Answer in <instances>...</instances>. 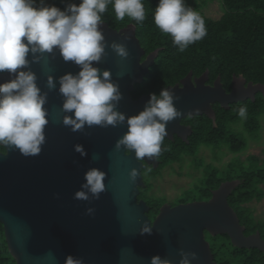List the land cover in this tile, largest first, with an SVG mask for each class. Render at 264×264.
<instances>
[{
  "label": "water",
  "instance_id": "95a60500",
  "mask_svg": "<svg viewBox=\"0 0 264 264\" xmlns=\"http://www.w3.org/2000/svg\"><path fill=\"white\" fill-rule=\"evenodd\" d=\"M102 23L108 47L93 66L101 73L110 71L113 83L119 85L122 99L116 111L126 117L138 115L150 96L134 99L131 92L143 81L156 53L142 62L145 51L133 25L115 30ZM113 42L126 45V59L112 50ZM31 70L42 92L48 93L46 142L36 156H24L5 146V152L0 151V223L16 264H65L68 255L82 259L83 264H150L154 256L180 264L181 251L196 254L192 264H218L206 233L212 237L227 235L234 247L264 253L261 233L246 235V227L229 203L238 180L223 182L208 201L177 206L166 203L152 221L150 206L139 195L145 187L142 169L145 164L156 169L157 159L138 161L134 151L116 149V142L128 130L126 123L107 128L85 126L78 132L64 126L63 117L70 114L62 112L64 98L58 81L81 69L73 62L65 63L58 51L54 56L45 54L40 63H32ZM48 76L57 81L55 90L47 88ZM191 76L183 88H169L179 97L174 104L182 115L168 123L167 138L172 139L175 132L180 135L184 130L180 121L186 116L206 114L215 119L213 103L230 109L232 104L255 101L258 93L264 95L263 84L247 82L242 75L233 77L230 92L220 77L213 86H206L203 78L194 86ZM9 79L7 73L0 74V83ZM75 145H82L87 155L76 152ZM92 168L106 174V189L99 199L82 187L86 172ZM133 169L138 172L135 182L130 178ZM79 191H86L88 199H75ZM145 226L150 233L143 232Z\"/></svg>",
  "mask_w": 264,
  "mask_h": 264
},
{
  "label": "clouds",
  "instance_id": "9594fccd",
  "mask_svg": "<svg viewBox=\"0 0 264 264\" xmlns=\"http://www.w3.org/2000/svg\"><path fill=\"white\" fill-rule=\"evenodd\" d=\"M112 4L117 20L125 16L142 24L146 18L143 0H79L67 2L63 10L47 0H0V74L10 77L0 83V145L14 148L24 156H36L46 142L45 127L49 120L45 105L48 93L38 86L32 63H40L45 54L58 51L65 63L73 62L81 69L77 74L67 73L59 78V93L63 96V124L73 132L85 126L117 127L127 124V132L116 142V149L135 152L138 161L145 157H159L162 143L168 136V123L182 114L175 107L179 97L165 87L150 94V100L138 115L126 117L116 111L122 99L119 85L113 83L112 73L94 67L108 47L100 27L102 14ZM155 25L171 35L173 45L184 52L189 45L207 35L205 20L188 6L186 0H159L154 14ZM111 48L121 58L129 56L126 45L113 42ZM31 54L32 59H29ZM57 81L48 76L47 88L56 89ZM241 119L247 118V106L238 109ZM74 150L83 156L82 145ZM167 150V149H165ZM138 172L133 169L130 178L135 182ZM106 174L92 168L85 174L82 187L96 199L105 191ZM86 191H79L75 199L87 200ZM89 209V214L92 213ZM144 233H150L147 226ZM180 264H192L195 253H180ZM191 257V259H189ZM65 264H83L82 259L68 255ZM150 264H171L160 256Z\"/></svg>",
  "mask_w": 264,
  "mask_h": 264
},
{
  "label": "trees",
  "instance_id": "16d2710c",
  "mask_svg": "<svg viewBox=\"0 0 264 264\" xmlns=\"http://www.w3.org/2000/svg\"><path fill=\"white\" fill-rule=\"evenodd\" d=\"M67 2L69 0H55L52 5L63 10ZM71 2L79 4V0ZM158 2L159 0H143L146 18L142 24L127 16L123 20H117L112 4H109L106 12L102 14V22L115 30L133 25L146 53L159 49L157 59L143 83L136 85L132 93L134 98L142 93L159 91L161 87L176 83L190 72L200 76L208 71L211 82L220 77L228 90L232 88L233 77L240 75L247 82L264 85V0H222L225 12L219 20L204 16L199 11L201 5H197L194 10L204 18L207 35L189 45L182 53L173 45L171 35L163 33L154 23ZM245 105V130L251 136L256 135L261 128L260 118L263 117L264 120L262 93L256 95L255 101L247 100L233 104L230 110L220 109L215 124L212 121L199 122L190 143L165 147L160 157L162 164L157 170L150 169L152 178L155 179L167 165L182 162L187 156L194 157L198 147L203 144L219 148L229 146L230 151L235 154L242 152L246 143L241 142L239 134L233 131L232 126L242 120L238 109ZM0 151L5 152L3 145H0ZM149 168L144 169L143 174ZM236 179L240 184L230 195L229 203L237 212L241 224L246 227V235L259 231L264 239V221L256 220L251 209L245 206L255 198L261 200L264 196L260 187L264 184V161H259L255 156H249L245 161L235 157L223 172L209 167L198 190L199 195L196 198L188 196L178 199L174 205L209 200L213 190L223 182ZM150 189L151 184L145 181V187L140 189L139 199L146 200L145 193ZM165 202L166 199L163 198L147 201L151 206L148 213L150 219L159 213L161 205ZM206 238L218 264H264L262 251L234 247L227 235L212 237L206 233ZM0 264H16L9 252L1 223Z\"/></svg>",
  "mask_w": 264,
  "mask_h": 264
},
{
  "label": "rangeland",
  "instance_id": "374dc122",
  "mask_svg": "<svg viewBox=\"0 0 264 264\" xmlns=\"http://www.w3.org/2000/svg\"><path fill=\"white\" fill-rule=\"evenodd\" d=\"M54 1L47 0V3L52 4ZM186 3L193 9L201 5L199 11L213 20H219L225 12L222 0H186ZM260 125V131L254 136L245 130L243 119L232 126L233 131L239 134L241 142L246 143L245 149L239 154L232 153L229 146H222L218 149L202 147L195 152L194 157L187 156L181 163L167 165L160 171L158 178L149 182L151 189L145 193L147 201L160 197L170 203L188 196L196 198L209 167L223 172L227 169V164L235 157L245 161L249 156H255L259 161H264L263 117L260 118ZM148 172L151 170L149 169ZM144 177V180L148 182L149 177L147 175ZM260 187L264 192V184ZM245 206L251 209L256 220L264 221V196L261 200L255 198Z\"/></svg>",
  "mask_w": 264,
  "mask_h": 264
},
{
  "label": "flooded vegetation",
  "instance_id": "af4514ba",
  "mask_svg": "<svg viewBox=\"0 0 264 264\" xmlns=\"http://www.w3.org/2000/svg\"><path fill=\"white\" fill-rule=\"evenodd\" d=\"M129 26V25H128ZM124 28H126V27H124ZM121 29H123V28H121ZM120 30V29H119ZM144 49V48H143ZM144 51H145V54H144V56L142 57V62H144V61H146L147 60V58H148V56H150L151 54H155L156 53V55L154 56V62H153V65H154V63H155V60L157 59V56H158V52H159V49L158 50H155V51H152V52H150V53H146V50L144 49ZM153 65L152 66H150V68H149V70H148V72H147V74L144 76V79H145V77L148 75V73L150 72V70H151V68L153 67ZM205 73H208V71H206ZM205 73H203L202 75H200V76H195L192 72H190L189 74H191L192 76L190 77V79H191V82H192V84L194 85V86H197L198 85V81L199 80H201L202 78L204 79V84L206 85V86H213L214 85V83H215V81L218 79H215L214 81H212L211 82V80H210V78H209V73H208V76L207 77H205L204 75H205ZM188 74V75H189ZM188 75H186L185 77H183V78H181L179 81H177L176 83H174V84H170V85H167V86H165V87H167V88H174V87H176V86H178L179 88H183L184 86H185V84H184V81L185 80H187V82H189L190 83V81H188V79H186L187 77H188ZM144 79H143V81H144ZM189 79V80H190ZM221 79V78H220ZM143 81L141 82V83H143ZM141 83H137V84H141ZM221 83H222V85H223V87H224V89L227 91V92H230L231 91V89L230 90H228V88H226L225 87V85L223 84V82H222V80H221ZM137 84H135V86H134V89H133V91L135 90V87H136V85ZM165 87H161L160 89H159V91H152V92H147V93H142L139 97H137V98H134L133 97V95H132V97L134 98V99H139L141 96H150V94L151 93H155V94H157V95H159V93H160V91L162 90V89H164ZM133 91L131 92V94L133 93ZM233 105V104H232ZM232 105H231V108H232ZM212 107H213V110H214V116H215V119L213 118V117H210V116H208V115H206V114H203V115H194L193 117H190V116H186V117H184V118H182L181 119V121H180V124H181V126L184 128V130L183 131H181V133H180V135L178 134V133H173V138L172 139H170V138H167V137H165V139H164V141H163V143H162V151L164 150V148L165 147H167V146H172V145H177V146H182V143H190V140H191V138L193 137V134H194V132L197 130V127H199L198 126V124H199V122H201V123H203V122H206V121H212L214 124L216 123V121H217V118H218V115L220 114V113H218V111L220 110V109H223V110H230V109H227V108H225V107H222L221 106V104H219V103H213L212 104ZM213 148V149H218L219 147H217V146H208V145H200L199 147H198V150L200 149V148ZM222 147V146H221ZM220 147V148H221ZM162 151H161V153H162ZM160 157H161V154L159 155V157H156V159H157V161H158V163H159V165H158V167L155 169L154 167H153V165H146L145 164V166H144V168L142 169V175H143V178L145 179V175H147V177H149L148 178V182H150V181H152V180H155L156 178H158V176H156V178L155 179H153L152 178V176H151V172H147L146 171V173H144L143 174V171H144V169H146L147 167H150L149 169H151V170H157L158 168H159V166L162 164V162H163V160H161L160 159ZM183 162V161H182ZM175 163H181V162H175ZM236 180H238V179H236ZM230 181H233V180H230ZM239 181V180H238ZM144 182H145V180H144ZM227 182V181H226ZM214 191V190H213ZM157 198H160V197H157ZM144 201H146L147 202V199L146 200H144ZM205 201H208V200H205ZM150 202H151V200H150ZM191 202H195V201H191ZM191 202H187V203H191ZM166 203H168V204H170V205H172V206H177V205H180V204H187V203H177L176 205H174V202H168L167 200H166V202L165 203H163L162 205H161V207L164 205V204H166ZM148 204V203H147ZM151 207V206H150ZM161 207H160V209H161ZM160 209H159V212H160ZM151 211V209L149 210V212ZM159 213H157L156 215H155V217H153V218H151L152 219V221H154L155 220V218H156V216L158 215Z\"/></svg>",
  "mask_w": 264,
  "mask_h": 264
}]
</instances>
